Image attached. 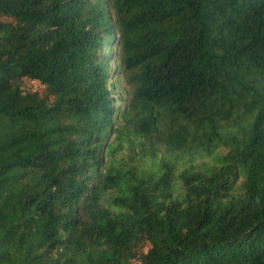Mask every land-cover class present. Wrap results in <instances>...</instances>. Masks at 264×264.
<instances>
[{"label": "trees", "instance_id": "obj_1", "mask_svg": "<svg viewBox=\"0 0 264 264\" xmlns=\"http://www.w3.org/2000/svg\"><path fill=\"white\" fill-rule=\"evenodd\" d=\"M0 264H264V0H0Z\"/></svg>", "mask_w": 264, "mask_h": 264}, {"label": "rangeland", "instance_id": "obj_2", "mask_svg": "<svg viewBox=\"0 0 264 264\" xmlns=\"http://www.w3.org/2000/svg\"><path fill=\"white\" fill-rule=\"evenodd\" d=\"M113 70H115V67H113Z\"/></svg>", "mask_w": 264, "mask_h": 264}]
</instances>
